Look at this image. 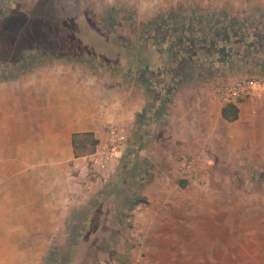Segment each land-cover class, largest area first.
I'll return each instance as SVG.
<instances>
[{
  "label": "crops",
  "instance_id": "0c3cea01",
  "mask_svg": "<svg viewBox=\"0 0 264 264\" xmlns=\"http://www.w3.org/2000/svg\"><path fill=\"white\" fill-rule=\"evenodd\" d=\"M59 2L63 3L61 5L63 7L72 3L73 7L79 9H104L107 11L101 14L105 20L104 24L115 23L118 19L125 20L124 23L147 24L160 10L171 7L173 13L181 16V19L176 17L171 19L173 31L176 33L178 31L176 39L172 38L171 48L174 51L182 41L190 42L191 47L190 45L186 47L184 54L186 56L198 51L196 45L198 38L207 39L205 35L208 32L207 25H217L222 18L224 22L229 19L232 23L231 18L238 15L237 13L246 15L245 20L249 21V14L257 20L255 24L253 23V28L250 30L248 28L247 33L253 31L250 36L256 42L264 44L262 15L264 0L217 2L59 0ZM197 6H200L201 12L197 11ZM114 10L124 11L120 13V18H117ZM258 10L259 18L254 13ZM177 20H182L183 24ZM236 21L233 20V24ZM177 22L182 24L183 32L175 28ZM257 25L261 27L260 32H256ZM234 33L232 29L225 31L229 37ZM122 35L120 40H131L126 37L127 35ZM141 36L144 35L136 34L134 39L141 42L143 41ZM92 37L98 38L94 44L96 47L104 42L111 44L112 48L115 47L116 41L105 34ZM228 39L224 40L230 42L231 39ZM237 43L239 40H235L234 44ZM143 47L141 50L149 51L150 46L145 44ZM119 48L131 52L135 47L132 42H128L120 44ZM106 51L111 50L105 49ZM204 51L208 52L207 48ZM203 55L205 56V53ZM97 68L98 71L91 65L53 62L29 70L24 69L20 75L12 76L7 81H0V233L5 235L1 239L5 248L24 249L22 256L15 257L18 259L15 263L32 264L36 260L35 256L40 257L39 253H32L31 250L47 248L49 243L47 234L63 227V219L70 213L63 208L65 200L85 202L93 195V191L98 192L103 185L109 184L115 173L120 174L118 171L121 168L123 175L126 172L130 175L135 170L138 178L147 176L149 180L153 179L149 181L150 184L144 183L150 187L141 191L143 195L141 201L149 202L148 206L152 213L147 215V210L143 211L144 218L146 216L151 222L146 224L154 227V231L161 235V239L157 238L158 240L154 241L153 247L163 253V250H167V255L157 257L155 263L224 264L226 256L223 251L231 248L226 244L230 241L227 235L229 232L232 241L239 239L240 234L250 235L248 241L257 244L258 249L262 248L263 251H259L258 257H250L249 263L264 264V176H260L264 170V92L261 98H249L237 103L239 108L237 119L227 122L221 116V108L225 102L215 90L214 79L159 85L168 90L165 96H169L171 91V123L174 125L169 126V130L172 128L171 133L164 134L171 137V144L180 146L182 153L195 150L201 152L205 158L208 157L206 162L211 163L210 165L215 164L216 168L219 163L217 165L215 159L219 158L218 155L223 150L229 160L220 158L229 163L228 168H233L232 176L228 177L232 183L236 186L257 184L259 188L254 192L240 193L235 191V186L230 193L200 194L201 199L193 194L179 192L170 194L165 191L166 187L161 190L162 192L155 193L152 188L159 183V177L164 185L166 182L171 184V150L160 153L161 150L156 147L157 141H153V138L151 142L145 139L154 129L156 131L160 129L159 126L153 127L156 123L145 119L150 117L148 86L132 79L118 81V78L113 79L112 69L111 71L108 69L107 72L103 67ZM235 69L233 72L240 71L239 65ZM248 71L252 69L248 68ZM216 73L220 75L223 71L218 70ZM259 74V77L263 78V73ZM234 76L230 78L220 75L217 78L233 80ZM261 81L264 82V79ZM148 122L149 127L146 128L145 124ZM109 124H116L119 127L126 137V143L123 150L97 179L91 173L92 155L74 157L71 138L73 133L91 131L98 140L96 145L98 148L108 142L106 127ZM137 130H140L141 134H138L139 140H134ZM185 158L181 160V164ZM145 164L148 166L150 164L153 168L152 173L148 169L142 170L143 167L147 168ZM247 169L251 172L244 174V170ZM146 170L148 172H145ZM204 178L205 176L201 179L202 182ZM228 178H222V181L227 182ZM137 182L139 185L143 184L141 180ZM208 184L209 181L206 180L203 186ZM190 185L185 183L181 187ZM136 190L134 188V191ZM159 201L162 202L161 207L165 215L158 211H156L158 214H153ZM229 201L232 203L228 204ZM241 201L247 203L241 204L240 207ZM201 202L202 211L195 215L197 212L194 207ZM213 206L215 210L212 209ZM257 206L259 207L256 208ZM226 211H232V217L235 218L229 220V216L225 215ZM216 212L218 213L215 215ZM151 216L156 218L152 220ZM166 217L168 222L165 220ZM213 221L215 225L212 224ZM185 232L194 235H178ZM166 233L171 235L164 236ZM18 241L24 242L23 246H17ZM210 242H214L213 247L217 250H222L215 259L202 256L200 253L187 252L189 251L187 248L212 247L208 245ZM232 244L235 245L236 242ZM231 263L240 264V260L236 258Z\"/></svg>",
  "mask_w": 264,
  "mask_h": 264
},
{
  "label": "rangeland",
  "instance_id": "374dc122",
  "mask_svg": "<svg viewBox=\"0 0 264 264\" xmlns=\"http://www.w3.org/2000/svg\"><path fill=\"white\" fill-rule=\"evenodd\" d=\"M193 2L195 3V1ZM61 5L63 3L59 0H0V81H7L12 76L20 75L26 67L29 70L40 65L65 61L67 63L76 62L80 66L91 65L97 71V67H103L106 71L112 69L113 79L118 78V81L132 79L146 85L150 92V117L145 119L156 123L153 127L159 126L160 129L157 131L154 129L152 134H149L150 137L148 136L149 138L145 139L149 142L152 141V138L153 141H157L156 147L161 150L160 153L171 150V184L166 182L164 185L163 180L159 177V183L152 188L153 191L155 193L162 192L161 190L166 187L165 191L170 194L179 192L197 196L215 192H220L218 194L233 192L232 189L236 185L228 178L232 176L233 168H228L229 163L226 160L229 159L223 150L220 155L217 154L219 158L215 159L216 164L219 163L216 168L215 164L210 165L211 163L206 162L208 157L205 158L206 156L197 150L182 153L180 146H173L171 137L164 135L171 133L172 128L169 130V126L174 125L173 122L171 123V91L169 92L170 97L165 96L168 90L161 88L159 85L166 86V83L171 84V82L203 81L206 78V80L214 79L215 86H213L216 88L220 84H226L241 78L264 79V44L256 42L250 36L253 31L247 33L248 28L249 30L253 28L257 20L253 19L250 14L248 15L250 16L249 21L245 20L244 16L246 15L237 13L238 15H235L233 19L231 18L232 23L229 19L224 22L222 18L217 25H207L208 32L205 34L207 39L198 38L196 44L198 51L191 54V56L189 54L186 56L184 55L186 47L191 44L190 42L185 43V41H182L174 51L171 48L172 38L176 39V36H178V31L177 33L173 31L171 19L175 17L181 19L179 14L173 13L171 7L163 11L160 10L157 13L159 15L156 14L147 24L124 23L126 21L122 19H118L119 21L117 20L115 23L104 24L103 21L105 20L102 19L101 15L106 11L104 9H79L76 6L73 7L72 3H68L65 7ZM199 7H196L197 11ZM123 11L114 10L113 13L117 18H120V13ZM199 11L201 12V10ZM27 12L32 14L29 18ZM254 13L258 16L259 10ZM262 15H264V11H262ZM80 17H88L90 23L79 25L77 22L85 21L84 18L81 19ZM233 20H237L236 23L233 24ZM177 21L183 24L182 20ZM23 24L24 26H21ZM182 24L177 22L175 28L183 32ZM231 29L235 33L232 34L233 36L231 35L232 37H229V34L226 35L225 31ZM259 29L261 27L257 25L256 32H260ZM222 30L225 31L222 32ZM101 34H105L116 41L115 47L112 48L111 44L106 42L100 46H94L98 38L94 39L92 35L100 36ZM122 34L127 35L126 37L131 40H120ZM136 34L144 35L141 36L143 41L135 40L134 36ZM228 38L231 39L230 42H226L229 40ZM14 39L16 45L19 40V43L23 39H26V41H23L24 43L19 47H14L11 45ZM83 39L88 42L81 41ZM235 40H239L237 45L234 44ZM128 42L134 44L133 51L127 52L126 49L119 48L120 44ZM145 44L150 46L149 51L147 49L145 51L141 50ZM253 44L255 47L252 48ZM21 46H23L22 49ZM205 48L208 52L204 51ZM105 49L111 51L105 52ZM200 50L204 51L205 56ZM238 65L240 71L233 72ZM219 67H222V69H217ZM248 68L252 71L249 72ZM218 70L223 71L220 75L238 76H234L233 80L220 79L217 78L220 76L216 73ZM260 72L263 73V78L259 77ZM148 124L149 122L145 124L146 128L149 127ZM135 133L137 134L134 135V140H139L140 136L138 134H141V131L137 130ZM191 155L200 158L199 179L195 183L186 181L187 185H191L182 188L180 184L181 180L184 179L181 175V160ZM220 157H224L226 160ZM205 162L206 165H204ZM127 163L129 164L130 161H127ZM145 166L147 168L143 167L142 170L148 169L152 173L153 168L150 167V164L149 166L145 164ZM148 170L145 172H148ZM118 172L122 173L121 168ZM250 172L248 169L244 170V174ZM119 175L115 173L111 177V183L103 185L98 189V192L97 190L93 191V195L85 202L64 201L63 208L70 213L63 219V227L57 228L56 232L47 234V241H49L47 248L31 250L32 253L40 254V257L35 256L36 260L32 264H157L155 263L157 257L167 255V250H163V253L153 247L154 241L161 239V235L154 231V227L146 224V222L151 223L150 219L146 216L144 218L143 214L144 210H147V215L152 214L148 206L149 202L142 200L131 208L128 202L123 200L124 196L127 195H138L143 199L141 191L143 192L147 187H150L151 182L149 181H153V179L150 178L149 180L145 176L141 179V182L143 184L148 182L149 184L139 185L137 178L134 176V170L124 178H117ZM203 176H205L204 182L209 181L208 185L203 186L204 182L201 181ZM260 176H264V170H262ZM222 178H228L229 180L224 182ZM115 180L120 181L119 191L115 198L102 199V195L99 196V193L107 186L110 189ZM238 185L235 187V191L240 193L254 192L259 188L257 184ZM134 188L137 190L134 191ZM105 190L102 192L103 195L106 192ZM199 198L202 197L199 196ZM206 199L207 197H205ZM227 203L231 204L232 201ZM246 203L241 201L240 207L241 204ZM158 204L153 214L163 212L165 215L161 207L162 202L159 201ZM202 204L203 202L194 207L197 212L194 213L195 215L202 211L200 207ZM212 209L215 210V207L213 206ZM140 213L143 215H139ZM225 215L229 216V220L235 218V216L232 217V211H226ZM143 218L145 223H142ZM151 218L153 220L156 217L151 216ZM237 219L238 216L236 215ZM165 220L168 222L167 217ZM241 221H243V218H241ZM212 224L215 225L216 223L213 221ZM240 229H242V226ZM213 233L215 234V232ZM183 234L184 236L194 235L186 232L178 235L182 236ZM166 235H171V233L164 234V236ZM227 235L230 241L226 244L230 245L231 248L223 251L226 256L223 260L224 264H232L231 261L236 258H239L240 264H248L250 257H258L259 251H263L262 248L258 249L257 244L248 241L250 235L247 233L240 234V238L234 241H232L229 232ZM4 236L0 233V264H18L15 263V260L18 261L15 257L22 256L24 249L22 247L14 248L15 250L9 247L5 248L1 240ZM233 242H236V244H232ZM23 243L18 241L16 245L23 246ZM213 244L214 242H210L208 245L212 247L206 249L187 248L189 250L187 252L200 253L202 256L205 255L208 258L215 259L216 255L219 256L222 250H217L213 247ZM70 253L73 254L68 260Z\"/></svg>",
  "mask_w": 264,
  "mask_h": 264
},
{
  "label": "built area",
  "instance_id": "2783aa9c",
  "mask_svg": "<svg viewBox=\"0 0 264 264\" xmlns=\"http://www.w3.org/2000/svg\"><path fill=\"white\" fill-rule=\"evenodd\" d=\"M222 101L226 103L237 104L242 100L249 98H261L264 92V82L254 78L236 79L226 84H220L215 88ZM108 142L96 148L93 152L91 163V173L98 179L111 161L117 157V154L123 150L126 143L124 133L116 124H109L106 127ZM200 158L196 155L186 157L182 161L181 175L189 183H195L199 179L198 168Z\"/></svg>",
  "mask_w": 264,
  "mask_h": 264
},
{
  "label": "trees",
  "instance_id": "16d2710c",
  "mask_svg": "<svg viewBox=\"0 0 264 264\" xmlns=\"http://www.w3.org/2000/svg\"><path fill=\"white\" fill-rule=\"evenodd\" d=\"M27 14H28V18H29V16L32 15V14H30V12H27ZM84 22L85 23H81V24H80V22H77V23L79 25H87V24L90 23L89 20L86 19V18H85ZM21 26H24V24L21 25ZM19 41L17 42L18 44L16 45L15 44V39H14V40H12V44L11 45L14 46V47H19L20 45H22L24 43L23 41H26V39L25 40L23 39V41H21L20 43H19ZM81 41L88 42V41H85L84 39L81 40ZM25 43H28V42H25ZM22 47L23 46H21L20 48L22 49ZM0 60H1V58H0ZM238 112H239V108H238L237 104H233V103H226L221 108V116L227 122H231V121H234L235 119H237ZM97 143H98V140L95 138L93 132H91V131L73 133L72 134V138H71V144H72L74 157H82V156H85V155L92 154L95 151V149H96ZM134 172H136V171L134 170ZM128 175H129L128 172H126L124 175L120 173V175L117 176V178L118 177L124 178L125 176H128ZM135 175L137 176V177L135 176L137 178V181L142 179V178H138L137 173ZM185 183H186V180H181V184L180 185L184 186ZM119 186H120V181L119 180H115L112 183L111 188L108 189V186H107L105 188L106 190L103 189L101 191V193H99V196L102 195V199H106V200L109 199L108 198L109 196H113V198H115V196L117 195V193L119 191ZM104 190L106 192L103 195L102 192ZM123 200L128 202L129 206H131V208H133L134 206H136L141 201V198L138 195H135V196L127 195V196H124ZM72 254L73 253H70L69 257L67 258L68 260L70 259Z\"/></svg>",
  "mask_w": 264,
  "mask_h": 264
}]
</instances>
